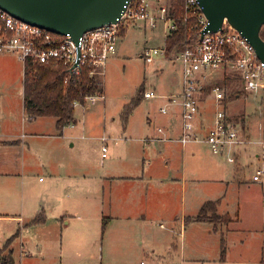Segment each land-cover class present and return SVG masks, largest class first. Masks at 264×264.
<instances>
[{
	"label": "rangeland",
	"instance_id": "obj_1",
	"mask_svg": "<svg viewBox=\"0 0 264 264\" xmlns=\"http://www.w3.org/2000/svg\"><path fill=\"white\" fill-rule=\"evenodd\" d=\"M165 36L163 22L153 28L128 23L118 40L116 52L107 60L104 75L99 77L102 94L94 102L74 104L76 122L64 125L58 133L54 117L39 118V128L48 136L36 139L33 147L36 150L32 149L28 156L31 166L25 179L31 185L29 197L37 191L39 177L44 181L48 177L42 166H34L33 159L37 162L39 157L47 159L56 166L57 160L74 161L76 167L73 171L77 176L72 180V191H75L76 200L82 192L86 198L79 199L80 202L74 205L78 210L71 212L70 216L73 224L75 219L82 221L80 216L88 212V229L92 237L87 240L88 244L75 245L64 237L67 234L73 237L72 232H76L79 224L66 227L63 232L55 231L52 225L43 228L31 225L7 244L18 225L16 221L1 218L0 255L10 253L11 264H169L168 259L172 260L170 264H263L262 90L243 93L237 86L240 84L238 80L229 78L225 84L223 79L217 81L224 86L228 100L223 108L235 121L241 122L247 139L244 144L235 146L238 150L235 162H229V155L224 153H212L202 139L217 108L212 92L205 99L202 96L199 106L198 119L204 115L207 129L201 130L199 141L185 144L187 149L195 150V157H191L186 149L184 153L181 143L175 139L158 140L163 132L159 133L156 128L167 123L171 112H176L172 115V123L177 125L179 122L178 104L170 105L165 114L159 111V107L166 103L164 96L179 90L180 67L172 61L173 53L150 56L143 53L153 47L162 48ZM221 72L220 69L209 70V80L216 83L214 80L221 78ZM22 79V62L13 53L0 52V100L11 104L14 110L18 109L23 95ZM137 88L140 89L139 102L124 121L121 119L122 107L134 96ZM144 89H154L160 96L145 98L142 96ZM236 94L238 97L234 98ZM176 134L174 131L171 138L179 136ZM101 135L108 138L104 158L100 152ZM225 152L227 154V147ZM165 160H170L168 166L164 164ZM182 167L188 172L186 180L160 183L157 188L152 182L150 201L143 196L144 187L133 183L136 176L165 178L175 175ZM257 170H260L259 180L254 181L252 175ZM102 175L122 177L115 186L121 197L118 203L120 215L106 224L101 233L102 217L109 218L114 214L105 193L108 183L102 182ZM175 176L179 178L180 175ZM3 197L0 196L2 214L10 212L5 210ZM209 199H217V212L227 213L230 217L228 223L219 220L214 223L193 222L192 215L203 201ZM110 201L112 205L117 203L112 197ZM140 213H145V217ZM171 228L176 234L180 229L184 234L185 229L182 241L186 246L187 239L192 243L190 250L194 248V255L188 251L186 262L182 261L180 251L170 248L174 238L178 246L181 242L179 234L174 233L176 236L172 238ZM55 233L58 241L63 235L62 249L54 240ZM198 244L200 251L194 247ZM21 248L24 253L20 252ZM220 258L224 259L218 261Z\"/></svg>",
	"mask_w": 264,
	"mask_h": 264
},
{
	"label": "built area",
	"instance_id": "obj_2",
	"mask_svg": "<svg viewBox=\"0 0 264 264\" xmlns=\"http://www.w3.org/2000/svg\"><path fill=\"white\" fill-rule=\"evenodd\" d=\"M177 3L182 7V19L188 24V31H196L198 36L194 43L171 52L172 61H176L180 67V87L176 93L164 96L166 103L159 107V111L167 113L170 105L178 104L179 136L176 140L185 145L201 139L197 128H202V123L200 119L197 120L200 115L201 92L210 79L209 70L220 69L222 79L228 75L235 76L240 82L237 86L243 93L263 91L264 88V61L256 55L247 38L226 20H223L220 30L203 32L208 21L197 0H128L125 10L115 23L88 29L77 40L68 32H51L18 19L0 8V52L13 53L22 62L23 70L29 64L62 63L68 72L78 74L81 68L87 67L89 75L100 77L104 75L107 60L116 52L118 40L128 23L153 28L158 22H163L167 35L176 27L171 11ZM159 53L166 54L165 46L153 47L143 55ZM209 92L214 94L217 108L202 139L212 153L219 154L225 147L244 144L247 139L240 123L223 108L226 104L224 86L217 82L210 83ZM98 95H86L84 104L94 102ZM159 96L154 89L143 91L145 98ZM74 104L80 103L74 101ZM157 130L162 131V128L158 127ZM107 139L105 135L100 136L102 158L107 155ZM260 143L264 144V135ZM236 152L237 149L228 156L230 162L235 161ZM259 174L260 170H257L252 180H259ZM159 225L163 227V223Z\"/></svg>",
	"mask_w": 264,
	"mask_h": 264
},
{
	"label": "crops",
	"instance_id": "obj_3",
	"mask_svg": "<svg viewBox=\"0 0 264 264\" xmlns=\"http://www.w3.org/2000/svg\"><path fill=\"white\" fill-rule=\"evenodd\" d=\"M218 80L221 81L222 77L221 78L218 77L214 81L217 82ZM210 83H213L212 79L205 83V87L201 92V99L203 98L202 96H204L203 99H205V97L209 95ZM236 97H238L237 94L235 95L234 98ZM226 102H228V100ZM174 113L176 112L170 113V115L167 117V123L164 124L163 127L161 125L157 126V128L158 127L162 128V131L157 130L159 133L163 132V136H160V137H172L171 135L174 131L177 132L176 135L179 134V122H177V125H174L172 123L173 122L172 115ZM177 115H178V111H177ZM42 117H45V116L29 117L27 115V113L24 110L23 95H22V98H20L19 100V107L17 110H14L11 107V104L3 103L0 100V140L8 141V143L0 145V196H4L3 198L5 199V202H6L4 204L5 210L8 209L10 211V212H5L3 214L0 213V219L5 218V219H9V220L17 222L18 228H16L15 232L13 233V234L16 233V236L14 238H16L18 234L21 235L23 230H25L26 228H29L31 225L37 226V228L38 227L43 228V227H47L48 225H52L51 228L55 229V231L60 230V232H63L66 229V227L79 224L76 229V232L75 230L74 232H72L74 233L73 237L67 234L64 238L66 239L68 243L73 242V244L75 245L79 243L88 244L87 240L90 237H92L91 230L88 229L89 223L87 221L90 219V216L87 214L88 212H86L85 215L80 214L82 221H76L75 219V221L73 220L74 221L73 224L71 220L73 218H71L70 216L72 215L71 212L78 210V209H75L74 205L80 202L81 198H82V201L83 199L85 200L86 198V194L82 192L81 196L84 195V197L80 196L78 200H76L77 197L75 196L76 195L75 191L74 192L72 191V183H73L72 180L74 179V177L77 176L75 175L76 172L73 171V168L76 167V165L73 163L74 161H71L68 159H65L62 161L57 160L56 162L58 165L56 166V165H52L51 163H49L47 159H43L39 157L38 162L36 159H33L34 166H36V164L42 166V168H44V171L48 174V177L45 181L41 179V177H39L40 183L37 188V191L32 194V197H29L31 185L25 179V176L27 175V172L30 171L29 168L31 166V161L29 160L28 156H30L31 150L35 149L33 147H35L34 145H36L37 143L36 139L44 137V136H48L46 132H43V130L39 128L40 126L39 122H41L39 121L40 120L39 118H42ZM199 117L200 116H198V118ZM231 117L233 116L231 115ZM201 118L202 119H200V122L202 123V128H197L198 133H200L201 130L203 129H207L206 128L207 126L204 122V115ZM197 121H199V119ZM211 123H212V119H211ZM239 123L241 125V128H242L241 130L243 133L242 124L241 122ZM174 137L175 138H172V139H175L176 141V136ZM181 146H182V150L184 153L186 149V152L191 157H195V150L193 148L187 149L186 145H182V144ZM227 148H228L227 154L224 148L221 155L225 154L228 156L234 150H236L234 146H227ZM237 154H238V150L235 154V161H236ZM169 163H170V160H165L164 162V164L167 166L169 165ZM209 165H211V163ZM187 173L188 172L184 169V167H182L180 170H177L174 173L175 175H180L179 178H177V176L173 174H170L169 176H166L165 178L164 177L160 178L158 176H155V177L136 176V177H133L134 178L133 183L137 184V186L144 187L143 196L147 201H150L151 195H153L152 194L153 188H151L150 186L152 182L156 183L155 188L160 186L159 185L160 183H164V182H174L176 180L178 181L181 180L183 182L186 180ZM121 177L122 176H106V175L100 176V179L102 180V182L106 181L108 183L107 184L108 189H106L105 193H106V196H109V202H108L109 208H112L113 213H114V214H110L109 218H107V222H106L107 225L112 220L117 219L118 216L120 215V206L118 203L120 202L121 197H120V192L116 191L115 186H117ZM197 179L198 178H194V180H197ZM67 190L69 192H66ZM111 197L113 198L114 201H117V203L114 202L115 204L113 203L112 205V202L110 201ZM103 199H104V194L102 196V200ZM201 204L199 205V207L201 206ZM199 207H198V210H199ZM39 213L44 214L43 222L35 223V224H26ZM140 214L142 215V217H145V213H140ZM194 215H192V217ZM173 219H174V216H173ZM172 222L174 223L175 220L174 221L172 220ZM193 222L208 223L209 221L195 220ZM101 223H102V219H101ZM198 223H193V224H198ZM212 229L214 228L212 227ZM171 230H172L171 232L173 235L172 238H174L177 234H179L181 242L178 246L177 239L174 238L175 242L172 241L171 243L172 247L170 248H172V250L174 251H180L182 261L186 262L185 257L188 251H190L189 254L194 255V248H193V251L190 250L192 247V243L190 242V240L187 239V246H186L184 243V240L182 241V238H184L186 234L185 229H184V234L182 233L181 229L179 230V233L177 232V234L175 233L174 229L171 228ZM101 233H102V230H101ZM174 233L176 235H174ZM56 235L57 233H55L54 240L55 242L60 243V248H61L62 243H63L62 242L63 235L61 239H59V241ZM75 237H78L79 239ZM194 247L198 251H200L199 244ZM10 249H11V252H13V247L10 246ZM150 250L151 252H153L154 247L151 248ZM20 252H23V248L20 249ZM189 257H192V256L189 255ZM188 259H191V258H188ZM223 259L220 258L218 261H222ZM168 262L170 264L172 263V260L168 259ZM262 262L264 264V260H262Z\"/></svg>",
	"mask_w": 264,
	"mask_h": 264
},
{
	"label": "trees",
	"instance_id": "obj_4",
	"mask_svg": "<svg viewBox=\"0 0 264 264\" xmlns=\"http://www.w3.org/2000/svg\"><path fill=\"white\" fill-rule=\"evenodd\" d=\"M182 13V7L177 3L171 11L176 27L165 36L164 46L167 54L178 51L185 45L192 44L197 40V32L188 31V24L183 21ZM260 35L264 39V32L262 29L260 30ZM229 78L236 80L235 76L228 75L222 82L225 84ZM22 87L23 105L27 115L29 117H54L58 133H61L64 125L76 122L73 115L74 101L83 104L86 95L94 93L100 95L103 92V85L99 80V76L89 75L87 67L81 68L78 74H74L68 72L67 68L62 63L29 64L23 70ZM139 88L136 89L134 96L122 107L121 119L124 121L127 120L128 115L139 102ZM225 101H227L226 96ZM261 105L262 133L264 135V88L262 91ZM6 143H8V141L0 140V145ZM217 202V199L205 200L192 219L209 221L212 223L219 220L225 224L228 223L230 221L229 215L227 213L220 214L217 212ZM43 221L44 214L39 213L26 224L41 223ZM106 222L107 217L103 216L101 223L102 231L105 228ZM15 236L16 233L11 235L7 244L8 242L10 243ZM11 262L10 253L0 255V264H11Z\"/></svg>",
	"mask_w": 264,
	"mask_h": 264
},
{
	"label": "water",
	"instance_id": "obj_5",
	"mask_svg": "<svg viewBox=\"0 0 264 264\" xmlns=\"http://www.w3.org/2000/svg\"><path fill=\"white\" fill-rule=\"evenodd\" d=\"M128 0H0L10 15L51 32L69 33L74 40L84 31L115 23ZM207 18L203 29L217 31L223 20L244 35L264 61V0H197ZM202 34V33H201ZM200 34V37L202 36Z\"/></svg>",
	"mask_w": 264,
	"mask_h": 264
}]
</instances>
